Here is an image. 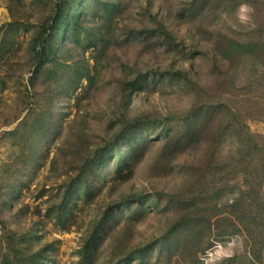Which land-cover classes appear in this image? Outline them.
Returning a JSON list of instances; mask_svg holds the SVG:
<instances>
[{
  "label": "rangeland",
  "instance_id": "374dc122",
  "mask_svg": "<svg viewBox=\"0 0 264 264\" xmlns=\"http://www.w3.org/2000/svg\"><path fill=\"white\" fill-rule=\"evenodd\" d=\"M228 40L264 43V0H0V264H264L238 137L167 140ZM230 67L226 97L264 59Z\"/></svg>",
  "mask_w": 264,
  "mask_h": 264
},
{
  "label": "trees",
  "instance_id": "16d2710c",
  "mask_svg": "<svg viewBox=\"0 0 264 264\" xmlns=\"http://www.w3.org/2000/svg\"><path fill=\"white\" fill-rule=\"evenodd\" d=\"M65 13L64 9H59L60 17H63ZM65 35L67 36V33ZM56 39L59 41V36ZM45 45L47 46V43ZM260 56L264 59V43L228 40L226 46H222L217 54L219 61H216L217 70L224 80L228 81L221 86L218 93L223 94L222 91L233 85L232 81L235 78H233L230 65L234 60H251L256 57L260 58ZM182 75L190 83L188 75L185 73ZM262 81H264V72L257 77V80H251L243 85L240 88L242 93L234 92L232 97L221 94L213 98L207 97L205 94L207 90L195 85L196 89L192 96L196 104L192 111L184 117L182 130L167 133L170 145L174 144L175 135L179 133L174 142L177 147L181 146L178 151L184 152L194 141L205 144L210 137H213L221 143L229 132H233V135L239 139L241 149L239 158L227 165V168L230 169L231 176L241 181H248V183L245 194L235 198L230 208L249 215L264 214V135L253 133L248 125L249 121L260 120L264 115V88L259 85ZM236 87L238 86L235 85V89ZM220 164L219 166L216 163V170L226 168L222 163ZM215 169L212 168L213 171ZM205 172L209 173L206 167ZM256 181H261V183L258 185L257 195L252 197L251 194H255L254 183Z\"/></svg>",
  "mask_w": 264,
  "mask_h": 264
}]
</instances>
